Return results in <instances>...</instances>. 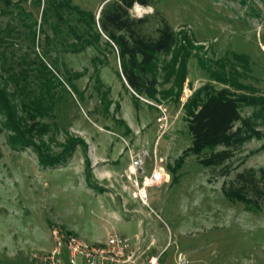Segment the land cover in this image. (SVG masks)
I'll return each instance as SVG.
<instances>
[{"label":"rangeland","instance_id":"374dc122","mask_svg":"<svg viewBox=\"0 0 264 264\" xmlns=\"http://www.w3.org/2000/svg\"><path fill=\"white\" fill-rule=\"evenodd\" d=\"M53 1L62 0H0V85L15 90L9 76L22 73L25 91L36 90L37 56L43 53L54 75L52 105L47 103L50 107L39 118L47 129L26 135L38 147L13 146L8 140L12 133L0 114V264H40V256L54 245L53 225L73 231L88 243L116 233L133 244L135 233L141 238V229L145 240L152 235L165 241L170 234L179 245L200 248L195 256L211 264H264V116L251 120L259 135L234 147L223 164L204 166L199 158L208 154L205 151L198 156L189 153L172 168L192 142L183 105L196 89L211 85L216 90L264 96V0H152L151 7L134 5L132 17H151L147 35L155 36L162 16L178 36L177 44L180 36H190L196 55L203 59V65L196 57L188 60L187 79L178 99L172 82H164L162 67L170 56H158L159 95L145 99L124 86L117 74V55L102 42L72 53L74 39L66 25L59 26L61 33L53 38V11L46 19L41 17ZM70 1L97 16L107 2ZM63 14L68 25L74 24L75 16L68 11ZM232 54L245 55L248 65L244 67ZM215 71L233 76L246 89L212 80L210 72ZM75 73L81 76L76 78ZM156 104L168 110L164 134L155 121ZM257 109L241 104L240 116L252 118ZM70 136L81 137L104 155L101 162L112 171L117 185L119 181L140 184L149 174L153 156L162 161L167 179L147 188V205L133 195L134 185V192L125 189L121 194L113 191L115 184H109L105 193L95 197L83 189L87 147L78 145L65 164L44 167L39 162V150L54 156ZM139 151L145 153L144 163L132 166L131 154ZM227 190L247 202L227 197ZM100 203L117 209L122 219L101 214ZM124 207L139 209L145 220L142 228L139 216L129 218ZM173 248L175 243L168 252ZM180 256L181 262L186 261Z\"/></svg>","mask_w":264,"mask_h":264},{"label":"trees","instance_id":"16d2710c","mask_svg":"<svg viewBox=\"0 0 264 264\" xmlns=\"http://www.w3.org/2000/svg\"><path fill=\"white\" fill-rule=\"evenodd\" d=\"M152 4V0H107L97 16L94 12L83 11L78 6L72 5L70 0L53 1L43 9L41 17L46 19L48 12L53 11L56 18V26L51 27L53 38L61 33L59 26L66 25L67 34L74 39L70 44L72 53L77 54L89 47H98L101 42L115 52L120 67L117 74L124 86L145 99H156L159 95L158 56H170L169 62L162 67L165 72L164 82H172L175 99H178L187 79L188 60L196 57L199 64L203 65V59L196 55L194 42L190 36L185 34L180 36V42L177 44L178 36L162 16L159 27L154 31L155 36L145 33V27L151 17L135 18L130 15V10L134 5L151 7ZM64 11L75 16L74 24H67ZM33 35L35 37V33ZM232 57L244 67L248 65L249 59L245 55L232 54ZM37 59L39 71L36 90L30 91L31 93L25 91L21 86V80L26 82V77H23L22 73L9 76L14 82L15 90L8 91L5 86L0 85V114L4 117L3 125L12 133L8 136V140L13 146L38 147L26 135L43 134L47 129V124L40 122L39 118L50 107L47 103L51 104L53 100L50 92L54 86V75L53 68H49L45 63L44 53L37 56ZM75 74L76 78L81 76L80 73ZM210 77L224 86L233 85L238 89H246L233 81V76L229 77L224 71L210 72ZM69 87L75 90L71 84ZM241 104L258 107L253 112L254 117L242 118L239 111ZM19 109L23 114L19 113ZM183 109L192 142L183 155L175 160L172 168L178 167L189 153L198 156L205 151L208 154L200 157L199 161L204 166H218L231 157L234 147L259 135L252 125L255 122L251 120L264 116V96L236 94L227 88L216 90L211 85H204L194 91L184 103ZM237 121H242V126L233 130ZM126 131H130L128 126ZM78 145L87 147V143L81 137L70 136L62 151L54 156L39 150V162L44 167L65 164ZM225 193L231 199L235 197L247 202L246 198L237 192L227 190Z\"/></svg>","mask_w":264,"mask_h":264},{"label":"built area","instance_id":"2783aa9c","mask_svg":"<svg viewBox=\"0 0 264 264\" xmlns=\"http://www.w3.org/2000/svg\"><path fill=\"white\" fill-rule=\"evenodd\" d=\"M158 116L155 121L161 134H164L169 125L168 110L160 104L155 105ZM145 153L133 152L131 154L132 166L138 167L144 163ZM166 170L162 161L156 156L152 159V168L149 174L142 177L140 184L136 182L137 196L146 204L147 188L159 185L166 181ZM50 235L54 243L53 247L40 256V264H138L142 246L133 247L128 238L116 233L109 234L105 241L88 243L72 231L59 225H53ZM160 253L147 257L145 264H161Z\"/></svg>","mask_w":264,"mask_h":264},{"label":"crops","instance_id":"0c3cea01","mask_svg":"<svg viewBox=\"0 0 264 264\" xmlns=\"http://www.w3.org/2000/svg\"><path fill=\"white\" fill-rule=\"evenodd\" d=\"M87 148L88 149L86 151L85 157H83V165H84L83 189H85L89 194L96 197L98 196L100 192L105 193L106 189H109L107 187L109 184L115 187L114 186L115 182H113L112 180V171L106 168L105 164L104 163L102 164L101 162L103 159H105L104 155L100 154L97 150H95L93 147V144L88 145L87 143ZM151 168H152V164L149 170H151ZM131 169L134 170L133 168ZM115 185L116 187L115 189H113V191L115 192L117 191L118 193H121V194L123 193L125 189L130 190L131 193L134 192L133 185L136 186L135 184L129 185L128 183H122V181H119L118 185L117 184ZM136 190H137V187H136ZM134 194L135 193H133V195ZM100 205H101L100 208L102 209L101 214L108 215L117 220L122 219L117 209L110 210V209L103 207L101 203ZM146 205H147V202H146ZM123 210L130 212V214L128 215L129 218L135 215H138L139 224L141 225V228L143 227L145 220L143 218V215L142 214L140 215V213H138L139 209L132 207L127 210V208L124 207ZM140 236L141 238L138 236L137 233H135V242L132 244L133 247H136L137 245L142 246L143 252L141 253V256L139 257L138 264H145L148 256L153 255V254H159V253H160L159 259H160L161 264H211L212 263V262L210 263V262L202 261V258L200 256H195V254L199 251L200 248L192 246L190 244L183 245V246L179 245V242L175 241L173 237L170 238V234L167 240L165 241L159 238L158 236L153 237L152 235H151L150 240L148 239L145 240L143 237V230L141 229ZM105 240L106 239H103L102 241L96 240L94 243L103 242ZM173 243H175V248H173V250L168 252V249L171 247V244ZM178 254L181 256L184 255L186 261L181 262L180 258L178 257ZM217 264H220V263H217Z\"/></svg>","mask_w":264,"mask_h":264},{"label":"clouds","instance_id":"9594fccd","mask_svg":"<svg viewBox=\"0 0 264 264\" xmlns=\"http://www.w3.org/2000/svg\"><path fill=\"white\" fill-rule=\"evenodd\" d=\"M138 11H139V8H138ZM146 11L151 12L152 9L151 8H148V9H146Z\"/></svg>","mask_w":264,"mask_h":264},{"label":"bare ground","instance_id":"6f19581e","mask_svg":"<svg viewBox=\"0 0 264 264\" xmlns=\"http://www.w3.org/2000/svg\"><path fill=\"white\" fill-rule=\"evenodd\" d=\"M137 7H140L139 5H136Z\"/></svg>","mask_w":264,"mask_h":264},{"label":"water","instance_id":"95a60500","mask_svg":"<svg viewBox=\"0 0 264 264\" xmlns=\"http://www.w3.org/2000/svg\"><path fill=\"white\" fill-rule=\"evenodd\" d=\"M99 13V12H98Z\"/></svg>","mask_w":264,"mask_h":264}]
</instances>
